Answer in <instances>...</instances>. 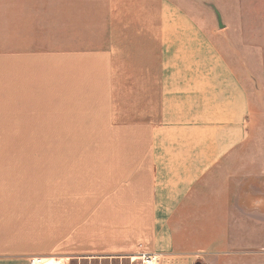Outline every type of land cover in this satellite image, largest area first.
I'll use <instances>...</instances> for the list:
<instances>
[{
  "label": "crops",
  "instance_id": "1",
  "mask_svg": "<svg viewBox=\"0 0 264 264\" xmlns=\"http://www.w3.org/2000/svg\"><path fill=\"white\" fill-rule=\"evenodd\" d=\"M251 123L172 0H0V264H264Z\"/></svg>",
  "mask_w": 264,
  "mask_h": 264
},
{
  "label": "rangeland",
  "instance_id": "2",
  "mask_svg": "<svg viewBox=\"0 0 264 264\" xmlns=\"http://www.w3.org/2000/svg\"><path fill=\"white\" fill-rule=\"evenodd\" d=\"M204 27L222 56L229 60L246 87L252 114L250 143L245 153H264V0H172ZM14 149V148H13ZM19 149V148H16ZM24 148H22L23 150ZM27 149V148H25ZM60 147V154H76ZM30 150V148H29ZM31 153V152H29ZM39 153V148H38ZM40 153L52 154L51 146ZM241 260L237 261L240 264ZM244 262V261H243ZM254 264L253 260L245 261ZM63 264H136L128 259H73Z\"/></svg>",
  "mask_w": 264,
  "mask_h": 264
},
{
  "label": "built area",
  "instance_id": "3",
  "mask_svg": "<svg viewBox=\"0 0 264 264\" xmlns=\"http://www.w3.org/2000/svg\"><path fill=\"white\" fill-rule=\"evenodd\" d=\"M43 257H31L29 258V264H44L43 263ZM58 258H55V260H57ZM155 256L153 255H148V254H142L137 258V261L139 262V264H151L152 262L155 261ZM54 264H63L62 262H54Z\"/></svg>",
  "mask_w": 264,
  "mask_h": 264
},
{
  "label": "bare ground",
  "instance_id": "4",
  "mask_svg": "<svg viewBox=\"0 0 264 264\" xmlns=\"http://www.w3.org/2000/svg\"><path fill=\"white\" fill-rule=\"evenodd\" d=\"M43 260V263L44 264H54V262H57V261H59V262H62V261H60V260H55V259H53V258H42Z\"/></svg>",
  "mask_w": 264,
  "mask_h": 264
}]
</instances>
